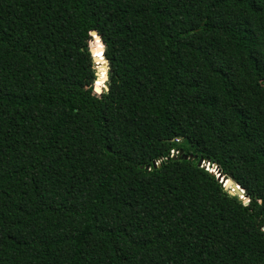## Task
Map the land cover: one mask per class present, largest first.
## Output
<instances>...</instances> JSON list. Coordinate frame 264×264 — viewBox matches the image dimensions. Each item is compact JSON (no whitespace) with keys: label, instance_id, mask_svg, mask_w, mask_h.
Listing matches in <instances>:
<instances>
[{"label":"trees","instance_id":"1","mask_svg":"<svg viewBox=\"0 0 264 264\" xmlns=\"http://www.w3.org/2000/svg\"><path fill=\"white\" fill-rule=\"evenodd\" d=\"M263 227L264 0H0V264H264Z\"/></svg>","mask_w":264,"mask_h":264},{"label":"water","instance_id":"2","mask_svg":"<svg viewBox=\"0 0 264 264\" xmlns=\"http://www.w3.org/2000/svg\"><path fill=\"white\" fill-rule=\"evenodd\" d=\"M95 32H96V36L97 38L99 39V41L101 42V47H97L101 53H94V48H93V44L91 43V40L89 41L90 43V50H91V53L93 55V58H94V62L96 65H99L100 64V60L103 59L105 61V66L107 68V72L105 74V82H107L109 80V69H110V63L109 61L105 58V54H104V51H105V44H104V41L102 40V37L101 35L99 34V32L97 31V29H94ZM101 54V55H99ZM99 69L98 67H96V81H95V84H94V91L97 93V94H100L102 93L101 92H97V82H98V79H99ZM106 90L108 91L109 90V87L108 85L106 84L105 86ZM175 156V155H173ZM160 163L158 162H155V165L156 166H159ZM209 162H206L204 158H200L199 162H198V165L199 166H205L207 165L208 166ZM215 173H217L220 181L223 183L224 187L226 189H229V192L233 195H239L241 199H243L245 201V204H248L249 203V198L245 195V189L241 187L240 184H238L237 182L234 181V179L228 175H222L221 174V171L219 169V167L214 164L213 165V169L211 170ZM263 230H264V227H263Z\"/></svg>","mask_w":264,"mask_h":264},{"label":"bare ground","instance_id":"3","mask_svg":"<svg viewBox=\"0 0 264 264\" xmlns=\"http://www.w3.org/2000/svg\"><path fill=\"white\" fill-rule=\"evenodd\" d=\"M97 85H98L99 87H102L104 90H106V88H105L104 85H100L98 82H97Z\"/></svg>","mask_w":264,"mask_h":264},{"label":"built area","instance_id":"4","mask_svg":"<svg viewBox=\"0 0 264 264\" xmlns=\"http://www.w3.org/2000/svg\"><path fill=\"white\" fill-rule=\"evenodd\" d=\"M177 154H179V152L178 151H173V155H177ZM208 166H209V164H208ZM207 166V167H208ZM209 168V167H208Z\"/></svg>","mask_w":264,"mask_h":264},{"label":"rangeland","instance_id":"5","mask_svg":"<svg viewBox=\"0 0 264 264\" xmlns=\"http://www.w3.org/2000/svg\"><path fill=\"white\" fill-rule=\"evenodd\" d=\"M96 67H98V65H96ZM104 86H106V82H105ZM205 166H207V165H205Z\"/></svg>","mask_w":264,"mask_h":264},{"label":"clouds","instance_id":"6","mask_svg":"<svg viewBox=\"0 0 264 264\" xmlns=\"http://www.w3.org/2000/svg\"><path fill=\"white\" fill-rule=\"evenodd\" d=\"M208 167H209V166H208ZM208 167H207V168H208Z\"/></svg>","mask_w":264,"mask_h":264}]
</instances>
